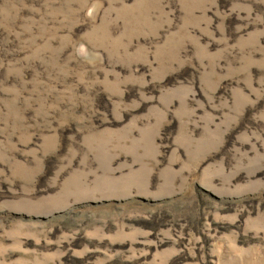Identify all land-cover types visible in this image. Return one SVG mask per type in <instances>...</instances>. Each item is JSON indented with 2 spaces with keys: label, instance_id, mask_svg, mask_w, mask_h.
Returning a JSON list of instances; mask_svg holds the SVG:
<instances>
[{
  "label": "rangeland",
  "instance_id": "374dc122",
  "mask_svg": "<svg viewBox=\"0 0 264 264\" xmlns=\"http://www.w3.org/2000/svg\"><path fill=\"white\" fill-rule=\"evenodd\" d=\"M0 264H264V0H0Z\"/></svg>",
  "mask_w": 264,
  "mask_h": 264
}]
</instances>
